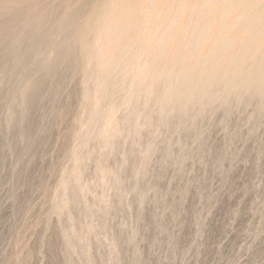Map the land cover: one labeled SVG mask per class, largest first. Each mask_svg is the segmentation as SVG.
Instances as JSON below:
<instances>
[{"label": "clouds", "instance_id": "1", "mask_svg": "<svg viewBox=\"0 0 264 264\" xmlns=\"http://www.w3.org/2000/svg\"><path fill=\"white\" fill-rule=\"evenodd\" d=\"M0 10L20 27L0 80L18 130L0 179L16 222L0 264H264V0H4ZM77 75L104 106L73 112ZM249 144L256 173L239 187Z\"/></svg>", "mask_w": 264, "mask_h": 264}, {"label": "rangeland", "instance_id": "2", "mask_svg": "<svg viewBox=\"0 0 264 264\" xmlns=\"http://www.w3.org/2000/svg\"><path fill=\"white\" fill-rule=\"evenodd\" d=\"M4 0H0V3H3ZM11 2L19 3L21 0H11ZM19 24L14 21L11 17L5 16L2 10H0V80H2L6 65H8V71H11V65L8 63L10 58H6V51L8 48V43H6V39L11 34L19 35ZM75 71L77 73H80L82 69L80 66H76ZM68 78L65 77V82L63 84L64 88L69 87V83L67 82ZM61 81L58 78L55 82L49 79L48 81H45V86L48 84H52V86L55 88L57 84H59ZM95 87L92 84H89L82 75H77L75 78V81L71 83L70 88V95L72 97L70 103L73 112H78L81 108V106L88 107L89 104H94L97 106H104L106 103V99L104 98L103 91H101L98 94H95ZM10 99L8 92L3 87V84L0 83V179L6 180L7 177L10 175V165H11V159H10V152L15 153V138L17 136V129H9L8 122H7V112H6V102ZM64 101H68V97H64ZM214 139L217 140V147H223L225 140L224 137L221 135L218 139L214 137ZM65 147V144L63 140L58 145V150H63ZM162 149V153H163ZM178 153V150H174ZM251 152V155L249 156L248 153ZM247 158L248 159V165L245 166L243 163L239 165V168L237 169L236 173L233 176V180L238 181V186L243 187V184L248 183L249 178L253 177L256 173V154L253 151L252 144H249L245 148V152L242 155L241 159ZM161 159V157H157V160ZM188 167H191V164H188ZM262 167H264V162H262ZM36 170L38 171V165ZM157 174L159 173V168H157ZM172 178L171 171H169L166 179L161 182L160 187L163 190L167 189L168 181ZM31 179V176L29 177ZM38 183V181H37ZM24 195V194H22ZM242 195V193H241ZM239 198V197H237ZM253 199V196L250 195L248 197V200L245 202L246 206L251 202ZM152 208H147L144 213V223L142 224V227H148L151 230V225L153 223L152 221ZM223 215V206L221 210H218L217 212V218L222 217ZM124 219L127 220L128 218V212L127 209L123 212ZM131 218L132 221L135 222L137 219V206L135 203H133L132 206V212H131ZM251 219V216H248L247 219L243 221L244 224L247 223V220ZM15 221L13 220V206L11 204H7L5 201L0 200V244H6L7 240L10 238L11 235H14V226ZM116 223H119V219H117ZM240 225L238 224V227ZM115 228V224L113 225ZM117 235H119V232H117ZM185 236L188 235L187 231L184 234ZM220 236L219 228L215 227L213 230V236L212 240L213 242L217 241V238ZM236 240V236L234 235L231 237L229 242L225 245V249L227 250L229 247H231L232 242ZM262 253H264V248L258 246L256 249L255 255L260 256ZM47 254V252H46Z\"/></svg>", "mask_w": 264, "mask_h": 264}, {"label": "bare ground", "instance_id": "3", "mask_svg": "<svg viewBox=\"0 0 264 264\" xmlns=\"http://www.w3.org/2000/svg\"><path fill=\"white\" fill-rule=\"evenodd\" d=\"M105 98V97H104Z\"/></svg>", "mask_w": 264, "mask_h": 264}]
</instances>
